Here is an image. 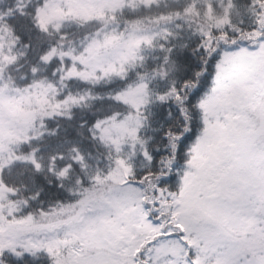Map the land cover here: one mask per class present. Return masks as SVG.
<instances>
[{
  "label": "trees",
  "instance_id": "16d2710c",
  "mask_svg": "<svg viewBox=\"0 0 264 264\" xmlns=\"http://www.w3.org/2000/svg\"><path fill=\"white\" fill-rule=\"evenodd\" d=\"M51 1L0 0V93L17 97L35 86L54 91V97L35 113L27 135L6 136L2 145L3 161L11 156L12 163L0 172V219L4 215L24 227L51 225L56 216L73 218L82 204L120 196L127 187L120 183L121 179L132 181L117 167L118 158L131 163L137 176L144 174L148 162L140 154V143L131 139L116 143L107 136L114 124L135 126L125 119L130 110L135 113L127 95L135 90L141 76L150 81L148 97L141 94L144 100L178 81L185 64L205 61L198 51L200 45L211 51L218 44H234L224 61L243 51L258 52L264 46L249 48L259 34L254 30H264V0H127L131 4L126 2L115 10L106 9L84 18L63 15L58 23L46 24L41 13ZM18 9L27 15H19ZM38 21L46 25L47 31L41 30ZM86 37L96 39L85 43ZM103 40L111 46L131 44L134 52L122 68L110 70V76L100 72L86 79L71 76L72 70L82 68L78 59L86 56L94 42ZM169 48L172 56L165 63V50ZM49 53V60L41 59ZM171 60L176 61L175 66ZM126 89L119 103L108 98ZM169 110L175 113L172 103L148 104L144 111L147 121L137 133L156 157L153 171L166 167L174 155L170 137L176 134L180 120L175 115L170 119ZM98 120L103 123L96 129ZM33 155L42 165L39 173L23 159ZM53 156L57 158L53 160ZM62 170H66L65 175L59 177L57 173ZM109 173L111 178H106ZM170 183L175 188V181ZM37 192L39 197L33 199ZM41 208L49 213L47 217H41ZM29 214L32 220L27 219ZM134 234L135 243L151 238L150 230L145 228ZM163 246L176 244L162 242L147 252L155 264H162L157 253ZM54 250L73 264L65 251ZM128 255L129 252L117 257L127 259ZM6 264H50V259L40 251L23 260L9 255Z\"/></svg>",
  "mask_w": 264,
  "mask_h": 264
},
{
  "label": "snow or ice",
  "instance_id": "6c2138e0",
  "mask_svg": "<svg viewBox=\"0 0 264 264\" xmlns=\"http://www.w3.org/2000/svg\"><path fill=\"white\" fill-rule=\"evenodd\" d=\"M18 11L21 16L27 15L22 9ZM38 26L47 31L42 21H38ZM254 31L259 34L255 37V45L250 44L249 48L264 44V30ZM89 39L94 41L96 37H86L85 43ZM234 47V44L224 43L210 51L200 45L198 51L206 57L205 61L185 64L181 78L172 81L163 93H155L131 106L135 113L130 110L125 119L135 126L128 135L140 143V154L148 167L143 175L137 176L131 163L118 158L116 165L132 181L121 179L120 183L127 186L123 190L132 188L135 193V207L127 211L133 218L139 215V222L150 230L151 238L135 243L127 259H120L109 249L101 259L85 264H140L141 261L155 264L147 257V252L167 241H174L178 248L176 264H264V78H261L258 91H253L247 99L242 95L239 99L227 97V90L218 76L224 58ZM165 51L167 63L172 49ZM51 55L41 59L47 61ZM171 63L175 66L176 61L171 60ZM104 75L110 76L112 72L104 71ZM139 79L135 91L148 97L150 81L144 76ZM126 92L127 89L108 98L119 103ZM68 99L71 98L63 103ZM157 102L175 106V113L169 110L168 117H179L180 127L170 137L172 159L166 167L153 171L156 157L137 133L147 121L144 111L148 104ZM102 123L98 120L94 128L99 129ZM23 159L34 165L36 173L42 171L34 155ZM10 163L11 156L0 163V172ZM65 171L57 175L63 177ZM111 175L109 173L106 178ZM172 181H175V188ZM39 195L37 192L32 198ZM40 215L47 217L49 213L41 208ZM27 219L32 220V215ZM77 224L72 217L56 216L52 226L63 230ZM54 238L64 239L59 231ZM40 251L49 256L50 264H69L46 241L27 235L11 239L0 237V264H6L9 255L23 260L25 256L35 257Z\"/></svg>",
  "mask_w": 264,
  "mask_h": 264
},
{
  "label": "rangeland",
  "instance_id": "374dc122",
  "mask_svg": "<svg viewBox=\"0 0 264 264\" xmlns=\"http://www.w3.org/2000/svg\"><path fill=\"white\" fill-rule=\"evenodd\" d=\"M126 2L131 4L127 0H52L42 11L41 19L46 24H56L63 15L89 17L106 9L115 10ZM133 52L131 44L111 46L106 40L96 41L90 46L86 56L78 59L82 68L72 70L70 75L86 79L97 72L120 69ZM224 63L220 82L227 90L229 99H239L241 95L247 99L253 91H258L261 78H264V46L258 52L243 51L229 56ZM141 96L133 90L127 98L133 105L142 101ZM53 97L54 91L43 86H35L22 94L19 93L17 97L0 93V162H3L2 145L5 137L13 134L27 135L35 113L42 110L41 105H46ZM132 127L130 123L114 124L107 131V136L110 140L120 143L130 139L128 133ZM134 201V191L127 189L118 197H111L100 203L82 204L73 217L78 222L77 226L63 230L54 228L53 223L48 226L24 227L2 215L0 237L11 239L27 235L35 240L46 241L54 249L65 251L66 257L70 262L72 260L73 264H85L87 261L101 259L109 249L115 256H120L129 252L135 243L134 233L137 229L147 230L144 224L139 222L138 214L133 218L127 211L129 207H135ZM57 231L64 239L54 238ZM178 256L177 246H163L157 253V259L162 264H176Z\"/></svg>",
  "mask_w": 264,
  "mask_h": 264
}]
</instances>
